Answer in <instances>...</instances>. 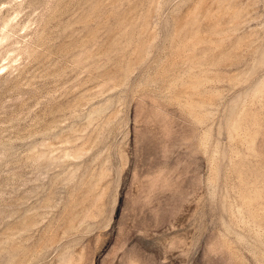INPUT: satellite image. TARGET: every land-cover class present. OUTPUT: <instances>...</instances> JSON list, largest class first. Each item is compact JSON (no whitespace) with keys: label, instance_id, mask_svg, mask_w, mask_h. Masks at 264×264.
<instances>
[{"label":"rangeland","instance_id":"rangeland-1","mask_svg":"<svg viewBox=\"0 0 264 264\" xmlns=\"http://www.w3.org/2000/svg\"><path fill=\"white\" fill-rule=\"evenodd\" d=\"M0 264H264V0H0Z\"/></svg>","mask_w":264,"mask_h":264}]
</instances>
